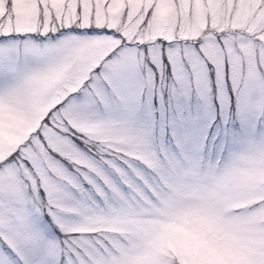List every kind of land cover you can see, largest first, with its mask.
<instances>
[{"label": "snow or ice", "instance_id": "6c2138e0", "mask_svg": "<svg viewBox=\"0 0 264 264\" xmlns=\"http://www.w3.org/2000/svg\"><path fill=\"white\" fill-rule=\"evenodd\" d=\"M0 264H264V0H0Z\"/></svg>", "mask_w": 264, "mask_h": 264}]
</instances>
